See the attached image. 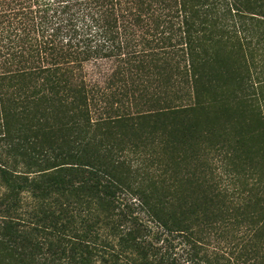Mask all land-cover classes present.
<instances>
[{
  "label": "trees",
  "instance_id": "1",
  "mask_svg": "<svg viewBox=\"0 0 264 264\" xmlns=\"http://www.w3.org/2000/svg\"><path fill=\"white\" fill-rule=\"evenodd\" d=\"M236 4L0 0V264H178L165 244L187 210L244 207L221 166L174 207L181 181L149 175L164 143L144 138L193 107L200 42H240Z\"/></svg>",
  "mask_w": 264,
  "mask_h": 264
},
{
  "label": "rangeland",
  "instance_id": "2",
  "mask_svg": "<svg viewBox=\"0 0 264 264\" xmlns=\"http://www.w3.org/2000/svg\"><path fill=\"white\" fill-rule=\"evenodd\" d=\"M236 6L234 30L240 42L213 32L215 37L201 41L197 60L206 59L198 61L196 82L187 88H197L198 95L189 102L193 107L185 114L168 115L155 125V136L144 137L165 144L163 148L159 142L156 152L163 156L157 157L149 175L161 176L166 184V179L181 181L165 199L174 207L183 205L182 198L189 204L202 192L184 178L206 175L210 180L220 166L239 174L243 208L225 204L216 214L212 206L201 217L189 209L185 221L174 226L185 233H172L165 249L178 264H264V0H237ZM227 33L234 36L232 28ZM247 83L254 84V90L247 92ZM177 96L186 101L184 94ZM124 133L125 138L133 136L130 129Z\"/></svg>",
  "mask_w": 264,
  "mask_h": 264
}]
</instances>
